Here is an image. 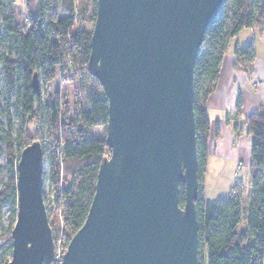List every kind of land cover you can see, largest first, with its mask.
Masks as SVG:
<instances>
[{
    "label": "water",
    "instance_id": "water-1",
    "mask_svg": "<svg viewBox=\"0 0 264 264\" xmlns=\"http://www.w3.org/2000/svg\"><path fill=\"white\" fill-rule=\"evenodd\" d=\"M224 0H97L88 70L108 100L87 217L62 264H200L194 68ZM37 73L33 87L39 89ZM8 264H54L44 148L21 151ZM185 203L179 204L180 184Z\"/></svg>",
    "mask_w": 264,
    "mask_h": 264
},
{
    "label": "trees",
    "instance_id": "trees-1",
    "mask_svg": "<svg viewBox=\"0 0 264 264\" xmlns=\"http://www.w3.org/2000/svg\"><path fill=\"white\" fill-rule=\"evenodd\" d=\"M96 1L89 8L82 0H36V3L28 0L25 30H21L14 16L6 13L0 4V25H3L4 34L12 37L13 41L7 52L0 53V78L4 76L7 90L14 93L15 104L23 119L15 137L11 133L9 106L5 110L7 130H3L0 123V133L3 134L0 136V153L3 151L6 156L5 165L0 167L6 176L0 187V215L4 206L9 205L14 210L12 216L17 218V165L22 149L30 143L27 141L26 124L28 120L35 122L36 134L42 141L43 110L47 109L48 122L53 126L54 134L47 182L58 186L55 201L57 204L62 201V235L66 245L87 217L100 163L111 152L106 144V134L104 137L90 136L93 128L107 125L108 100L104 91L95 90L86 96L84 104L76 101L73 112L58 96L54 103L45 106L40 83L37 91L33 87V76L37 73L39 82L47 83L54 79L57 68L63 74L78 70L91 75L88 60L92 30H87L84 23L95 21ZM243 28L264 29V0H224L221 12L206 28L194 68L200 264H264V110L249 115L245 120L247 133L252 135V198L246 214V228L238 230L243 218L241 192L227 199L207 202L200 186L209 156L207 102L216 88L230 41ZM5 40L0 32V42ZM235 54L249 64L250 69L255 58L254 43L243 49L236 47ZM240 106L239 101L238 112ZM184 189L181 183V206L185 203ZM45 203L47 206L46 196ZM47 212L56 240L58 225L51 206H47ZM7 231L8 242L2 248L0 264H7L12 256L11 230Z\"/></svg>",
    "mask_w": 264,
    "mask_h": 264
},
{
    "label": "rangeland",
    "instance_id": "rangeland-1",
    "mask_svg": "<svg viewBox=\"0 0 264 264\" xmlns=\"http://www.w3.org/2000/svg\"><path fill=\"white\" fill-rule=\"evenodd\" d=\"M28 0H19L17 2H11L10 0H0V4L5 8L6 13L13 15L16 24L21 30L26 29L28 22L27 9ZM36 3V0H29ZM84 4L91 8L94 0H82ZM87 30H92L94 22L88 20L84 23ZM3 25H0V32L6 37L4 42H0V53L7 52L12 44V37L4 34ZM231 44L235 43V39L231 40ZM259 49H264V38H258ZM254 43V42H253ZM255 46V43H254ZM66 75V76H65ZM101 87V88H100ZM103 91V87L100 82L89 75L86 72H80L71 70L69 72H63L60 69H56V75L53 80L43 83L40 80V92L42 101L45 106L51 105L58 96L63 102V105L69 108L70 111H74L76 101H81L84 104L86 96L92 91ZM9 106L12 115V129L11 133L15 137L19 132V128L22 125L23 119L19 113V110L15 104V95L6 88V81L2 75L0 78V123L3 125V130L8 128V119L6 115V108ZM47 109L43 110V122L41 127L43 128L42 145L44 148V192L46 198L51 193V188L48 179V170L51 158V144L54 141V134L52 132L51 124L48 122ZM107 125L93 128L90 132L91 137H104L106 134ZM26 132L29 134L28 142H32L40 137L36 134L37 125L34 121H27ZM3 134L0 133V136ZM211 135V126H210ZM209 135V141H210ZM27 137V138H28ZM236 138V137H235ZM26 141V142H27ZM208 141V144H209ZM236 150H231L225 153H211L210 161L207 162L206 171L200 183L202 185V196L207 202H216L229 198L232 194L241 192V208L243 218L238 225V230L246 228V214L251 204V172H252V159H251V144L246 145L242 143ZM211 151V150H210ZM237 157V158H236ZM6 163V156L3 151L0 153V167H3ZM4 171H0V187L5 181ZM13 209L6 205L2 209L0 215V238L8 237V231L12 230L15 225L16 218L12 216ZM59 226V224H57ZM57 226L58 238L61 236V229ZM63 236V235H62ZM68 245V244H67ZM67 245L65 244L66 248ZM66 251V249H65Z\"/></svg>",
    "mask_w": 264,
    "mask_h": 264
},
{
    "label": "crops",
    "instance_id": "crops-1",
    "mask_svg": "<svg viewBox=\"0 0 264 264\" xmlns=\"http://www.w3.org/2000/svg\"><path fill=\"white\" fill-rule=\"evenodd\" d=\"M258 38H264V29L243 28L231 39H235V43L230 41L224 55L219 80L207 102L211 126L209 156L234 149L237 152L242 143H252L245 120L249 115L264 110V49L258 50ZM252 42L255 43V58L249 69V64L235 54V49H243ZM239 101L240 112L237 110Z\"/></svg>",
    "mask_w": 264,
    "mask_h": 264
},
{
    "label": "built area",
    "instance_id": "built-area-1",
    "mask_svg": "<svg viewBox=\"0 0 264 264\" xmlns=\"http://www.w3.org/2000/svg\"><path fill=\"white\" fill-rule=\"evenodd\" d=\"M50 188H51V193L48 195V198H46L47 201V206H51V208L54 211V216L56 217V223L59 224V227L61 229V231H63L64 228V211L62 208V201H59V203L57 204L55 199L58 196V186H55V184H50ZM60 186V185H59ZM61 188V187H59ZM46 206V207H47ZM63 232H61V236L59 238H56V240H54V255H53V263L54 264H62L63 261V256L65 253V242L63 240V236H62ZM8 242L6 237L0 238V258L2 256V248L4 247V245ZM11 260V257L8 259V262ZM8 264V263H7Z\"/></svg>",
    "mask_w": 264,
    "mask_h": 264
}]
</instances>
